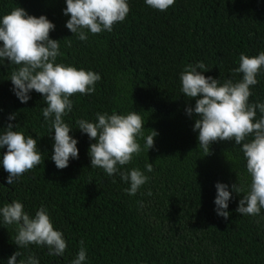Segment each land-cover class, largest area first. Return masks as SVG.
Instances as JSON below:
<instances>
[{
    "label": "trees",
    "instance_id": "trees-1",
    "mask_svg": "<svg viewBox=\"0 0 264 264\" xmlns=\"http://www.w3.org/2000/svg\"><path fill=\"white\" fill-rule=\"evenodd\" d=\"M130 12L123 22L81 41L66 27V0H0V19L13 8L29 15L46 16L55 28L50 38L60 40L57 63L98 73L100 81L91 95L70 97L72 111L63 117L78 141L79 158L57 169L51 160L54 130L46 122L44 97L34 90L21 103L10 81L19 66L0 59V130L11 123L18 131L37 139L42 162L11 185L2 166L0 149V207L19 200L34 216L45 207L54 228L63 233V256L48 254L46 246L15 244L17 226L0 216V264H8L16 251L39 264H71L83 240L87 250L83 264H264V208L256 216L236 212L239 200L250 190L251 177L241 145L219 141L205 155L193 131L196 99L185 98L180 73L185 66L203 62V74L221 83L242 78L234 74L241 53L254 56L264 51V0H175L167 11L150 8L145 0H128ZM2 45V42H0ZM251 86L249 103H264V68ZM139 112L144 135L155 130L154 148L144 149L118 172L108 176L90 166L89 146L94 143L78 129L79 119L96 122L97 113ZM15 114V119L9 116ZM257 110V119L260 117ZM248 139H251L249 137ZM205 155V156H204ZM151 163L152 172L146 165ZM138 168L148 181L135 195L120 172ZM232 191L226 211L218 216L215 185ZM151 195H148V192Z\"/></svg>",
    "mask_w": 264,
    "mask_h": 264
},
{
    "label": "clouds",
    "instance_id": "clouds-1",
    "mask_svg": "<svg viewBox=\"0 0 264 264\" xmlns=\"http://www.w3.org/2000/svg\"><path fill=\"white\" fill-rule=\"evenodd\" d=\"M145 3L152 9L165 12L175 0H145ZM63 11L64 15H70L67 29L79 40L85 41L88 39L85 30L92 34L104 30L111 32L115 23L125 20L130 7L128 0H66ZM54 28L55 25L44 15L36 17L19 6L13 8L0 19V59L19 66L12 71L10 81L21 103L30 99L29 93L33 90L44 97L47 106L42 108V114L54 130L51 160L57 169H64L69 166L70 158H79L78 141L69 134L73 129L63 119L73 108L70 97L77 93L93 94L101 76L91 70L56 62L61 53L60 40L50 38ZM204 68L203 62L195 66L189 64L180 73L184 97H199L194 108H187L188 115L194 112L198 117L193 127V131L198 130V146L205 155H209L210 146L215 142L234 141L236 145H241L251 184L249 192L239 200L236 212L259 215L264 208V103H249V98L252 96L250 88L258 83L257 75L264 68V51L254 56L240 54L239 67L232 71L242 74V78L235 82L228 79L221 83L219 79L206 77L203 74L206 71H197ZM257 110L261 114L259 119ZM12 119H15V114L9 116V120ZM76 123L82 133L95 141L89 146L90 166L102 168L108 176L118 172V165H127L135 155H139L142 151L138 142L140 138L145 140L144 149L148 151L154 148V137L158 135L155 130L149 129L150 133L145 137V121L137 111L126 115L117 114L115 110L111 115L97 113L96 122L79 119ZM13 127L9 123L0 130V149H7L3 153L2 166L9 174L7 183L11 185L42 162L37 139L18 131L19 125L15 126L16 130ZM146 169L152 172V164H147ZM120 177L130 184L125 189L129 195H135L149 179L138 168L120 172ZM215 187L216 213L228 219L230 213L226 209L232 191L241 194L243 189L237 183L232 184V191L224 183L218 182ZM148 195H151L150 191ZM0 216L4 224L17 226L15 244L19 248L30 244L46 246L48 254L55 256H63L67 249L63 233L54 228L43 206L30 216L22 202L13 200L0 207ZM80 245L71 264H83L86 260L87 250L83 240ZM21 255L20 251L13 253L8 264H17V257ZM19 264H39V260L29 255L20 259Z\"/></svg>",
    "mask_w": 264,
    "mask_h": 264
}]
</instances>
